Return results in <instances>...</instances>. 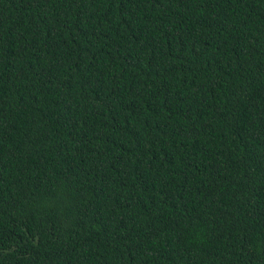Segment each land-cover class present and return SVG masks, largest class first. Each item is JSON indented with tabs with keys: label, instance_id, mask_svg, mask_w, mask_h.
I'll return each instance as SVG.
<instances>
[{
	"label": "trees",
	"instance_id": "1",
	"mask_svg": "<svg viewBox=\"0 0 264 264\" xmlns=\"http://www.w3.org/2000/svg\"><path fill=\"white\" fill-rule=\"evenodd\" d=\"M0 264H264V0H0Z\"/></svg>",
	"mask_w": 264,
	"mask_h": 264
}]
</instances>
